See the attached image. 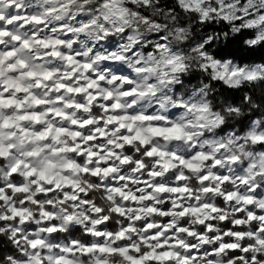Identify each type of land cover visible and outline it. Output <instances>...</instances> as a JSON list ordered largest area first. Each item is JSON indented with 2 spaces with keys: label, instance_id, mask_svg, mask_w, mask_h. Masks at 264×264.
Returning a JSON list of instances; mask_svg holds the SVG:
<instances>
[{
  "label": "snow or ice",
  "instance_id": "1",
  "mask_svg": "<svg viewBox=\"0 0 264 264\" xmlns=\"http://www.w3.org/2000/svg\"><path fill=\"white\" fill-rule=\"evenodd\" d=\"M264 0H0V264H264Z\"/></svg>",
  "mask_w": 264,
  "mask_h": 264
},
{
  "label": "trees",
  "instance_id": "2",
  "mask_svg": "<svg viewBox=\"0 0 264 264\" xmlns=\"http://www.w3.org/2000/svg\"><path fill=\"white\" fill-rule=\"evenodd\" d=\"M261 56H264V52H259L255 54V58L257 59V62H259Z\"/></svg>",
  "mask_w": 264,
  "mask_h": 264
}]
</instances>
